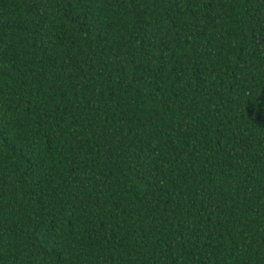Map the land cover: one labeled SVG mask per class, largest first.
<instances>
[{"label": "trees", "instance_id": "obj_1", "mask_svg": "<svg viewBox=\"0 0 264 264\" xmlns=\"http://www.w3.org/2000/svg\"><path fill=\"white\" fill-rule=\"evenodd\" d=\"M0 264H264V0H0Z\"/></svg>", "mask_w": 264, "mask_h": 264}]
</instances>
